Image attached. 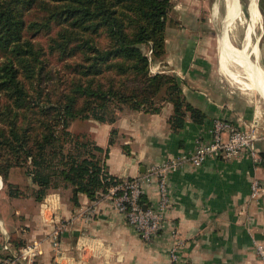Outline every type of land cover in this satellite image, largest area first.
<instances>
[{"label": "crops", "instance_id": "0c3cea01", "mask_svg": "<svg viewBox=\"0 0 264 264\" xmlns=\"http://www.w3.org/2000/svg\"><path fill=\"white\" fill-rule=\"evenodd\" d=\"M194 1L184 0L183 9L176 14L184 27H167L165 56L151 64L150 72L177 78L185 101L205 119L196 124L187 115L183 128L174 132L169 125L173 107L164 103L157 113L123 108L111 124L88 120L91 141L108 149L104 163L112 177L133 179L144 175L152 164L192 153L198 143L212 141L216 120L239 129H246L252 122L264 128V35L255 36V54L254 45L249 48L244 42L241 51L228 43L247 57L249 63H244L230 53L248 67L251 77H247V83L257 92L239 88L220 68V51L229 53L224 41L227 34L223 32L214 42L209 34L212 28L201 25L192 7L199 4L205 9L207 2ZM227 6V19L231 21L236 5L230 0ZM253 12L259 18L254 26L249 24L254 33L264 16L259 7ZM247 54L257 61L251 62ZM112 131L116 135L109 145ZM257 152V163L247 157L230 162L206 160L198 168L186 163L171 172L170 207L163 226L150 241H143L107 199L90 201L80 194L74 205L68 187L49 192L41 202L34 200V192L20 201L7 194L0 177V254L8 237L16 249L40 242L41 253L31 264H171L169 250L178 242L181 264H263L257 246L264 249V194L259 199L250 196L252 180L264 185L263 144H258ZM28 186L36 189L29 177ZM142 201L147 207L157 204L155 181L143 183ZM57 220L62 224L60 255L54 253L48 240L55 227L52 221Z\"/></svg>", "mask_w": 264, "mask_h": 264}, {"label": "trees", "instance_id": "16d2710c", "mask_svg": "<svg viewBox=\"0 0 264 264\" xmlns=\"http://www.w3.org/2000/svg\"><path fill=\"white\" fill-rule=\"evenodd\" d=\"M173 2L0 0V177L5 186L12 169L25 168L36 186V202L68 187L74 205L80 194L95 201L124 180L108 174V149L70 133L74 120L111 124L123 108L157 113L170 103L172 131L183 128L187 115L193 123L203 122V113L185 101L177 78L151 74L144 49L151 61L163 60ZM258 7L264 16V0ZM38 36L46 41L40 43ZM115 135L112 131L109 145Z\"/></svg>", "mask_w": 264, "mask_h": 264}, {"label": "built area", "instance_id": "2783aa9c", "mask_svg": "<svg viewBox=\"0 0 264 264\" xmlns=\"http://www.w3.org/2000/svg\"><path fill=\"white\" fill-rule=\"evenodd\" d=\"M211 134L210 143H198L194 151L188 155L152 164L144 175L124 180L120 185L110 188L101 199L110 201L114 209L125 216L127 223L143 241H150L163 226L166 211L170 207L168 176L171 172L177 171L186 163L198 168L206 160L219 159L230 162L247 157L254 163L260 161L257 146L259 143L264 145V128L260 129L256 122H252L246 129H239L227 121L216 120ZM153 181L157 184L158 201L155 206L147 207L141 202L142 185ZM250 191L252 199H259L264 194V185L258 180H252ZM46 208L47 204L44 205V209ZM52 222L55 227L48 234V240L54 253L60 255L62 224L58 220ZM180 244L174 242L169 250L171 264H181L177 252ZM40 253L39 241L16 249L6 237L1 247L0 264H31ZM257 253L264 264V249L261 246H257Z\"/></svg>", "mask_w": 264, "mask_h": 264}, {"label": "rangeland", "instance_id": "374dc122", "mask_svg": "<svg viewBox=\"0 0 264 264\" xmlns=\"http://www.w3.org/2000/svg\"><path fill=\"white\" fill-rule=\"evenodd\" d=\"M205 1L207 2L205 9L203 6H200L199 4H194L192 5V7L195 8V12H198L199 17L202 22L201 25L205 27L206 29L212 28V30L209 31V34L210 36H212V38H214V42H216L218 39V36H220L224 32V34L225 33L227 34V39H229L228 41H230L233 47L237 49H242L244 42L249 44L248 42L252 41L254 45V51H255L253 54L257 53V48H256L255 43L257 42L258 38H255V36L256 34L258 37L261 34L264 35V17H262V21L260 23L261 27L256 28L254 33L249 24L251 23L250 16H252V14L254 13L253 11H255V9L258 8L257 3L259 4L260 0H257V1L256 0H237L234 4L236 5L237 14L239 10L240 11L239 16L242 19H245V22L240 23L238 19L234 18L231 21H229L227 26L224 23L225 19L227 18V12H228L227 11V0H205ZM191 2L195 3L194 0H191ZM183 3H184V0H174L170 13L168 15L167 27L171 29L175 28V26L179 27L181 25L184 27L183 21H180L178 16L176 15L178 11L183 9ZM263 35L260 37V41ZM44 38L45 37L38 36L36 40L40 41V43H44V41H46V39ZM254 39H255V42L253 41ZM144 49L150 59V66H151V64H153L154 62V61H151V53L148 49L146 48ZM247 55L249 56V60L251 62L257 61L255 60L256 58H254L252 54H247ZM257 59H258V56H257ZM51 62H54V61L51 60ZM54 67L60 68V64L55 63ZM230 70H231V73L236 76V79L238 81L236 86H238L239 88L245 89V86L243 85L242 82H247V77H245L246 75L241 72V69H239L238 66H234ZM248 80L252 81L250 78ZM252 91H255V90L252 89ZM87 121L88 120H83V119L74 120L73 123H71V126L69 127V131L75 136L76 135L84 136V141H86L87 139L88 141L91 142V137L87 133V130H88ZM9 183L10 184H8V186L7 185L4 186V189L6 190L7 194L9 195L10 192L12 193L14 192L13 194L14 198H18V200L20 201H24L25 198H29L31 195H33V192L35 191L34 190L35 187L32 188L28 186V176L25 174V168L12 169L9 173ZM13 183H15L16 186L11 185ZM18 186L22 190H20ZM2 214H4V212H2Z\"/></svg>", "mask_w": 264, "mask_h": 264}, {"label": "bare ground", "instance_id": "6f19581e", "mask_svg": "<svg viewBox=\"0 0 264 264\" xmlns=\"http://www.w3.org/2000/svg\"><path fill=\"white\" fill-rule=\"evenodd\" d=\"M233 1V5L235 4V2L237 1V0H232ZM225 2V1H224ZM230 4V0H227V5H229ZM227 11H228V6H227ZM239 14H240V11L238 10V14H237V10L235 9L234 10V12L232 13V16H231V19H234V18H236V19H238L239 20V22L240 23H244L245 22V19H242L240 16H239ZM258 16H257V14L256 13H253L252 14V21H251V23H250V25L251 26H254L257 22H258ZM224 23H225V25L227 26V24L229 23V21H228V19L226 18L225 19V21H224ZM224 41H225V43H226V46H227V48H228V51H229V53L227 52V51H224V52H222V51H220V61H221V63H220V68H221V70L223 71V72H225V73H228L230 76H231V78L236 82V83H238V81H237V79H236V76L234 75V74H232L231 73V68H233L234 66H238L239 67V69H241V72L243 73V74H245L246 76L245 77H251V75L249 74V72H248V67H243L242 65H241V63H238L237 62V60L232 56V55H234L235 57H237V58H239V59H241V60H243V62L244 63H247L248 62V60H247V57L246 56H244L242 53L243 52H241V51H244V48L240 51V50H237V49H235V48H233L231 45H229L228 43H229V41H228V39L226 38H224ZM223 41V42H224ZM249 43V48L250 47H252V45H253V43H252V41H249L248 42ZM230 53L232 54V55H230ZM249 63V62H248ZM254 67V66H253ZM252 73V72H251ZM228 75V76H229ZM239 75V74H238ZM242 82V81H241ZM260 82V85H261V87H262V83H261V81H259ZM243 83V85L245 86V89H248V90H252V89H254V86L251 84V85H249L247 82H242ZM242 83H241V85H242Z\"/></svg>", "mask_w": 264, "mask_h": 264}, {"label": "water", "instance_id": "95a60500", "mask_svg": "<svg viewBox=\"0 0 264 264\" xmlns=\"http://www.w3.org/2000/svg\"><path fill=\"white\" fill-rule=\"evenodd\" d=\"M223 40H221V42H222ZM223 43V42H222Z\"/></svg>", "mask_w": 264, "mask_h": 264}]
</instances>
